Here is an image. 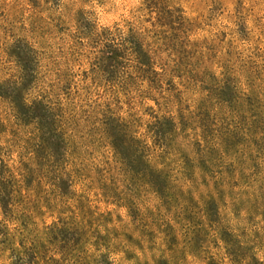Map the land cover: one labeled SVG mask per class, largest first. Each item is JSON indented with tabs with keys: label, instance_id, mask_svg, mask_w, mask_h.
<instances>
[{
	"label": "rangeland",
	"instance_id": "1",
	"mask_svg": "<svg viewBox=\"0 0 264 264\" xmlns=\"http://www.w3.org/2000/svg\"><path fill=\"white\" fill-rule=\"evenodd\" d=\"M31 261L264 264V0H0V264Z\"/></svg>",
	"mask_w": 264,
	"mask_h": 264
},
{
	"label": "trees",
	"instance_id": "2",
	"mask_svg": "<svg viewBox=\"0 0 264 264\" xmlns=\"http://www.w3.org/2000/svg\"><path fill=\"white\" fill-rule=\"evenodd\" d=\"M15 56V55H14ZM27 114L28 115H32L33 116V118L32 119H30V120H28L27 122H29V123H27V124H29V125H33V126H35V128H36V130H38V132L40 133V135L42 136V137H44L45 136V134H48V125H46L45 123H44V121H42L41 120V122L42 123H40V122H37V121H40V118L39 117H37L36 115H34V112H27L26 113V115H21V120L25 123V121L27 120ZM64 146V145H63ZM23 229H25V227H23ZM26 230V229H25ZM35 254H30V256H32V257H35L34 256ZM50 259L52 260V261H54L55 262V260L52 258V257H50ZM45 261V260H44ZM27 264H34L32 261H31V263H27ZM45 264H46V262H45Z\"/></svg>",
	"mask_w": 264,
	"mask_h": 264
}]
</instances>
